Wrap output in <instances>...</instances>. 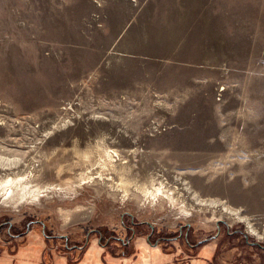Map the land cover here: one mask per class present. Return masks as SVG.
I'll return each instance as SVG.
<instances>
[{"label":"rangeland","instance_id":"374dc122","mask_svg":"<svg viewBox=\"0 0 264 264\" xmlns=\"http://www.w3.org/2000/svg\"><path fill=\"white\" fill-rule=\"evenodd\" d=\"M0 157V179L28 181L0 191V228L57 236L0 229L11 264H264V0H0ZM131 221L126 256L98 246Z\"/></svg>","mask_w":264,"mask_h":264},{"label":"bare ground","instance_id":"6f19581e","mask_svg":"<svg viewBox=\"0 0 264 264\" xmlns=\"http://www.w3.org/2000/svg\"><path fill=\"white\" fill-rule=\"evenodd\" d=\"M184 52V51H183ZM104 146H106V145H104ZM102 144H100V143H98L97 144V148L99 149V153H101L102 154V156H104L105 157V164L107 165V166H110V167H112L114 170H115V166H114V164L115 163H113L112 162V155H111V151L108 149H106L105 147H104ZM110 148V147H109ZM111 150H113V149H111ZM75 152H76V154H77V156H82L81 158H83L84 160H85V162L86 163H88L89 162V155L91 154V152L89 151V150H84V151H82V150H79V149H75ZM116 152V151H115ZM113 153H114V151H113ZM100 155V154H99ZM114 156V155H113ZM117 156V155H116ZM101 157V156H100ZM121 157V156H120ZM114 158V157H113ZM122 158V157H121ZM119 159V158H118ZM13 160H15V159H13ZM12 160V161H13ZM8 161H11L10 159H8V158H3V157H0V163L2 164V163H4V164H6ZM120 161H122V160H119V162ZM126 161V160H125ZM102 162V161H101ZM115 162V161H114ZM85 163V164H86ZM124 163L122 162V163H120V166H119V168H116V173H117V175H118V180L115 182V185H111L112 186V188H114V191H119V190H121V191H123L124 192V197L125 196H127V195H129V192H131V188H132V185L133 184H135V183H133L132 184V181L126 176V174H125V172H126V166L125 165H123ZM102 165V164H101ZM116 165V164H115ZM109 168V167H108ZM112 170V169H111ZM128 170V169H127ZM9 175V174H8ZM11 175V174H10ZM6 176V179L5 180H2V179H0V191H1V196L3 197V198H5V199H13V197H14V188L15 187H17V188H19L18 186L20 185V190H21V193H23V190L25 189L26 190V188H28L27 187V184H28V181H26L22 176ZM116 175V174H115ZM87 178H91V176L89 177V176H86ZM136 181V180H135ZM134 180H133V182H135ZM145 183V182H144ZM146 184V183H145ZM137 185V184H136ZM136 185H134V186H136ZM153 185V184H152ZM158 186V185H157ZM137 187V186H136ZM140 187H142L140 190H141V193H143V195L146 197L148 194H149V196H152L153 198H155L156 196H158V195H165V191L164 190H162V187H160V186H158V187H155V188H147L146 186L145 187H143V185H140ZM166 187V186H165ZM30 190V189H29ZM32 190H35V189H31L30 190V192H32ZM40 191V190H39ZM38 191V192H39ZM163 191L165 192V193H163ZM24 193H26L27 194V192H24ZM29 193V192H28ZM33 194V193H32ZM34 194H36V193H34ZM33 194V195H34ZM40 194V193H39ZM131 194V193H130ZM19 195V194H18ZM134 195V194H133ZM21 197H23V195H20ZM38 196V195H37ZM123 196V195H122ZM17 197H19V196H17ZM20 197V198H21ZM34 197H36V196H34ZM33 197V198H34ZM168 197L169 198H173V196H172V194L170 193V194H168ZM29 198H30V196H29ZM23 200V199H22ZM24 200H25V198H24ZM195 200L196 201H199V203H201V204H204V205H209V206H213V205H218V201H214V200H209V199H201V198H198V197H195ZM12 202V201H11ZM27 203V202H26ZM198 203V202H197ZM7 205V204H6ZM221 205V210L222 211H224L225 213H227V214H233L234 215V218L236 219V220H241L242 219V217H240V215L237 213V211H236V209L235 208H232L231 206H228V205H226V204H224V203H222V204H220ZM243 220H245V219H243ZM242 221V220H241ZM246 222V221H245ZM246 224H247V226H248V231L250 232V233H253V234H256L257 232H256V229L249 223V222H246ZM259 235V234H258Z\"/></svg>","mask_w":264,"mask_h":264},{"label":"flooded vegetation","instance_id":"af4514ba","mask_svg":"<svg viewBox=\"0 0 264 264\" xmlns=\"http://www.w3.org/2000/svg\"><path fill=\"white\" fill-rule=\"evenodd\" d=\"M14 225H11V223H3L1 228H5V230L7 229V235L9 236V238L15 240V239H19V240H23L24 238L26 240H28L27 238L30 236V234L32 232H34V234L32 236H35L37 238V241L38 242H41L45 245V241H52L53 238H57V236H50L49 238H46V235L44 234V223L42 221H39V220H27L24 224L23 227L19 228V231L15 230L14 229V234L11 233V228L13 227ZM135 222L131 221L130 225L129 226H124V231L126 232V234H129L127 237H126V234H125V238L123 237H118L116 235H111V236H105L103 233L101 234L99 231H96L94 234H97V244L98 246L100 245V247H102L103 250H106L108 253H111L109 250H110V245L112 243H118L121 247V257H124L126 255H123L124 253H126V250L127 248L130 247V242L132 241V237L135 235ZM32 230H35V231H32ZM182 230H180L179 234H178V237H181L182 236V233H181ZM148 237L145 238V241L146 243H149L150 241V237L154 236V232L151 231L149 233V235H147ZM187 235H185V239L187 238L186 237ZM62 237L63 240H67L64 238V236H60ZM89 236L86 237L84 243L82 245H73L69 250V252H72V251H78L79 249H81L80 251L83 252L87 249V245H88V242H89ZM104 238V245L102 246L101 244V240ZM158 240H162L164 242H166L165 240H167V238L165 237H158ZM161 242V241H160ZM160 242H157V243H160ZM202 243V242H201ZM150 244V243H149ZM151 246L153 247H158L157 244L155 245H152L150 244ZM263 247V246H261ZM55 248H52V247H48L47 250H45V248H43V250L41 251V254H40V260L42 261V263H47L45 262V260L47 259V257H50V254L51 252L54 250ZM55 251V250H54ZM87 251V250H86ZM19 256V255H18ZM17 256V260H16V264H20L19 261H18V258L22 255H20L19 257ZM13 259H11L9 261V259L6 257L0 259V262H6L7 264H11ZM99 261V258L97 260V255H96V252L94 251H87L85 253V256L83 258V262L82 264H86V262L88 261ZM152 259H148V261H151ZM153 260H157V258H154Z\"/></svg>","mask_w":264,"mask_h":264},{"label":"crops","instance_id":"0c3cea01","mask_svg":"<svg viewBox=\"0 0 264 264\" xmlns=\"http://www.w3.org/2000/svg\"><path fill=\"white\" fill-rule=\"evenodd\" d=\"M0 264H7L6 262H0Z\"/></svg>","mask_w":264,"mask_h":264}]
</instances>
